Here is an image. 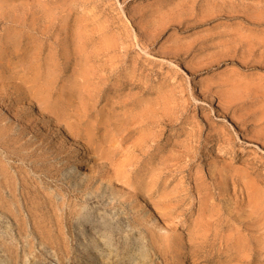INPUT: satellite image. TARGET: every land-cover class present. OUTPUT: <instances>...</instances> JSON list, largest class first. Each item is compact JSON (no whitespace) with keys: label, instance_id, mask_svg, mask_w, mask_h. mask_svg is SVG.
Returning a JSON list of instances; mask_svg holds the SVG:
<instances>
[{"label":"rangeland","instance_id":"obj_1","mask_svg":"<svg viewBox=\"0 0 264 264\" xmlns=\"http://www.w3.org/2000/svg\"><path fill=\"white\" fill-rule=\"evenodd\" d=\"M262 63L264 0H0V93L8 96L9 92L16 91L13 97L23 89L30 93L26 99H19L17 105L11 107L6 100L0 107V116L9 115L2 122L6 123L7 129L0 139V158H5L4 162L10 164L11 174L15 175L20 168L26 169L29 180L33 184L38 183L45 178L42 165L27 166L21 163L16 153L9 154L14 149L17 152L24 141L34 140L30 132H55L53 141L58 139L67 153L81 148L84 142L75 140L73 135L74 140L61 134L66 120H55L51 114L39 109L41 99L56 104V101L67 100L72 95L69 100L74 103L73 108L81 102L90 106L96 101L98 105L92 121L107 122L111 117L117 120L119 116V122L124 124L116 137L109 136L108 132V139H118L114 145L117 144L121 150L111 157L110 162L115 165H108L114 168H111V177L93 180L94 186L100 181L103 185L108 180L111 185L114 182L115 190L123 195L124 207L121 206L119 211L126 213L122 215L127 217L124 230L137 233L131 227L135 216L147 228L164 235L167 229L153 209L152 201L164 202L182 196L184 200L174 207L173 216L189 207L193 215L189 217L187 212L179 217L181 221L179 218L168 219L177 222V226L173 223L170 236L167 233L169 239H166L168 242L185 240L192 227L189 228L188 224L194 223L199 211L197 197L201 195L200 198L213 204L210 208L215 209L212 218L217 222L208 231V256L195 262L186 253L176 260L171 255L155 256L154 262L264 264V141H259L264 140ZM23 67L28 71H44L45 68V71L52 70L55 74L49 78L50 85L46 89L42 84L44 79L36 81L30 75L22 85L21 82L18 84V76H21ZM36 89L40 96L34 94ZM231 96H237L238 100L232 98L233 103ZM229 99L232 105H229ZM15 107L26 109L22 120L27 121L25 125L29 130L21 142L9 149L2 143L7 135L11 136L19 129L20 121L9 113ZM46 117L54 122L52 125L49 123L50 126L47 124L48 129L42 122ZM112 118L111 121H115ZM132 119L137 128L134 132L129 125ZM30 120L37 121V124H30ZM165 120H170L168 128L163 126ZM31 127L34 128L30 130ZM160 133L162 135L157 137ZM149 138H155L157 142ZM137 141H141V148L133 147ZM167 149L175 160L170 173L161 162ZM82 152L73 155L76 165H57L60 175L57 180L49 179L52 186L49 185L45 192L54 194L60 185L64 186V178H70L69 185L74 188L85 175L90 174V170L97 168L93 161L88 160L91 153L89 156L87 151ZM195 152L197 156L194 158ZM125 158L131 165H123L126 166L124 168L120 163ZM103 160L99 162H106ZM27 164L30 163L27 161ZM113 170L122 173L125 179L120 181L123 184L113 180ZM16 189L19 202L15 206L18 209L14 205L10 206L11 211L0 208V233L8 235L7 242L9 238L12 242H0V264L72 263L71 260L67 263V259L60 263L52 254L54 251L48 253L40 243L38 227L47 228L44 199L41 197L37 201V208L36 203L30 205L22 200L18 179ZM64 194L63 197L56 194L54 202L72 201L78 204L76 208H87L90 205L84 202V198H88L94 206L96 203L100 205V201L108 203L107 209L111 213L118 203L110 204L112 196L108 193H102L100 198L77 191ZM228 215L234 218L231 220ZM19 225L26 227V233H19ZM78 228L73 220L72 230L77 232ZM6 229L9 234L4 231ZM72 236L69 234L68 238L74 243Z\"/></svg>","mask_w":264,"mask_h":264},{"label":"bare ground","instance_id":"obj_2","mask_svg":"<svg viewBox=\"0 0 264 264\" xmlns=\"http://www.w3.org/2000/svg\"><path fill=\"white\" fill-rule=\"evenodd\" d=\"M7 43L10 44L9 41ZM23 57H25V55ZM48 59H50V58H48ZM24 60H25V58H24ZM262 64H264V63H262ZM50 65L52 66V64H50ZM46 66H48V65H46ZM45 70H47V69L44 68V71H39V70L28 71V69H26V67H23V69H22L23 72L21 71V76H18V78H19L18 84L21 82L20 84L25 85L26 81H27L26 78L28 75H30L36 81H39L40 79H44V80H42V82L44 81L43 83L41 81L40 82L42 84H44V86H45L44 88L46 89V87H48V85H50V81H48L49 78L51 76H54L53 74H55V73L51 69H50L51 71H45ZM13 76H14V74H13ZM55 80H56V78H55ZM22 85H21V89H22ZM19 86H18L17 91H19V89H20ZM23 87H25V86H23ZM50 87H52V86H50ZM83 87L80 86V88H83ZM41 88H43V87H41ZM36 90L37 91H34V94H36L37 96H40L38 89H36ZM39 91H40V89H39ZM73 91H74V89H73ZM226 92H228V91H226ZM231 92H233V91H231ZM14 93H16V91L11 93V94L9 92L8 96H7V94H5V96H3L0 93V107L5 103L6 100L8 101V105H10L11 107L14 104L17 105L18 100L19 99H21V100L26 99L27 93H29V92H27L25 89H23V91L19 92L18 95H15L13 97ZM233 94H236V93H233ZM262 95H264V94L262 93ZM69 96H70V94H69ZM237 96L236 97L231 96L230 98L231 99L236 98L235 101H237L238 100ZM48 97H47V100H49ZM71 97H72V95L69 97V99H71ZM228 97H226V98L228 99ZM69 99L67 98V100L56 101L57 102L56 104H52L49 102H45L42 98L41 99V101H42L41 106L40 107L38 106V108L39 109L41 108V110H43L45 114H51L52 118L55 120L59 119V118L66 120L65 122L62 121V122H64L63 128H62L61 132H60V130L58 132H60L63 135L64 134L67 135V137H70L71 135H73L77 138V139L75 138V140H79L80 142L84 141V142H82L83 146L79 145L82 147L81 148L78 147V149L75 148V150L70 151V152L68 151V153H67V149H65L62 146V144L57 142L58 139H57V141H53L52 135H56L55 132H48L47 134H43V133L40 134L38 130H34L33 132H30V134L32 133V137L34 138V140L24 141V143L18 148L17 152L14 149V151L13 150L9 151V154L16 153V156H17V158L20 159L21 163L22 162L26 163L27 166L31 165L32 167H35L36 165H42V168H44V170H43V173L45 174L44 176L47 179L43 178L38 183L36 182V184H33L29 180V177H28L29 171L28 170L20 168L17 171H15V175H13L10 173V168H9L10 164L7 162H4L5 158H3V159L0 158V208L11 211L10 206L11 205L15 206V204L19 202V200H17V198H16L17 197V193H16V191H17L16 180L17 179L20 182V195L22 197V200H24L26 203H28L30 205L36 203L37 208H38L39 204H37V201L42 197L44 199L42 203H44L45 208H47V211L45 214V224H47L45 226H47V228L38 227V229L40 230V231H38V234L41 235V237H40L41 242L40 243L42 244V247L44 249H46V251L48 253L51 254L52 253L51 251L53 250L54 252L52 254L57 257V259L60 261V263H63V259H67V263L69 260L72 261V263H68V264H160V263L154 262L153 257L157 256L159 258H162L164 256L171 255V258L176 260L177 258L182 257L184 253H186L187 257L192 262H195L200 257L208 256V254H209L208 252L210 249L209 245H208V237H209L208 231L212 225L216 224L217 219L212 218L213 216H215V215H213V211H215V209L213 210V207L210 208L211 207L210 205H213V204H210L206 201H203V199L200 198L201 195H200V197L199 196L197 197V203L199 206V209H197V211L199 210L197 212L198 214H196L197 216H196L194 223L191 222V224H193V225H191L190 223L188 224L189 228L191 226L192 227L190 230V234L188 235L187 239H185V240L172 239V241L169 240V242H168V239H169L168 237L170 236L171 228L174 225L177 226V222H174V221L172 222V220H171V222L169 221L170 218L171 219L172 218L173 219L179 218L180 216H184L185 214H187V212L189 213V217H191L193 215V212H192L193 210L189 207L187 209L181 210L177 215L173 216V213L176 211V209L174 207L178 206V204L184 200V197H182V196H180V197L176 196V197H174L172 199H168L164 202H163V200L162 201L158 200V201H154V202L152 201L153 209L159 215V219L161 220L162 225L164 224L165 225L164 227L167 229V231L164 235L157 233L155 230H153L151 228H147L146 224L143 225L144 223L139 222L138 219L135 218V216L132 217L133 222L131 224L132 225L131 227H132V230L136 229L137 233H131L132 231L130 232V230L127 231V230L123 229V224L125 223L124 219L127 218V217L124 218L122 216L123 214L125 215L126 213H124L123 211H119L120 207L123 206V203L125 202V199L123 201H121L123 195H121L120 192L115 190V188L113 186L114 182L111 185L110 184L111 182L108 180V181H106V185H103V183L100 181V183L97 186H94L95 182L93 180L97 179V177H98V179L100 178L101 180L105 179V177H111L110 171H111L112 167L110 168V166H108V165H112V166L115 165V164H111V162H110L111 157H114L115 155L119 154L121 150L116 146L117 144L114 145V142L117 141L118 139L115 140V139H108V138H109V136L116 137L117 136L116 133H118V132L120 133L124 124L119 122V120H120L119 116H117V118H118L117 120L115 119V117H113L115 121H111L112 117L110 118V120L108 119L107 122H105V121L103 122L100 120L92 121L94 109H95L96 104H97L96 101H93L90 106H89V104H87L85 102L84 103L81 102V103H79L78 107L73 108L74 103L72 102L73 103L72 104L71 100H69ZM221 101H223V99H221ZM221 101L219 102V104L221 103ZM229 101H230V99L228 100V103H229ZM231 101H233V103H234L233 99ZM231 101H230L229 105H232ZM224 102H226V101L224 100ZM42 104L44 106H42ZM77 104H78V102H77ZM221 105H222V103H221ZM224 106L225 105H223L222 107H224ZM4 107H5V105H4ZM218 107H219V105H218ZM218 107H217V109H218ZM222 107H221V109H222ZM226 109H228V108H226ZM6 110H7V108H6ZM99 110H101V108ZM43 111H42V113H43ZM221 111H223V109ZM38 112L41 113L40 110ZM9 113H11V116L13 119H15L16 121H18V120L20 121V123L18 124L19 129L17 130V132H13V134L11 136L7 135L8 137H6V139H4V141L2 143L3 146H7L9 149H12V148H14V146L16 144H18L19 142H21L23 140V137H25L24 133L27 131L28 127H26L27 124L25 125V123L27 121L23 122L24 120H22L24 118L25 113H26V109H24V108L21 109L19 107H15ZM42 115L43 114H41V117H42ZM137 115H139V114H137ZM234 115H232V116L235 118ZM39 116H40V114H39ZM260 116H261V114H260ZM50 117L47 118L45 120V122L40 120L43 122V125H45L46 129L50 128L49 126L54 124V122L51 123L52 119H50ZM166 117H168V116H166ZM8 118H9V115L0 116V139L3 137V134L5 132L4 130L7 129L6 123L2 124V122L3 121L5 122V120H7ZM71 118H73L74 120L70 121ZM62 119H60V120H62ZM233 119H231V120L233 121ZM67 120H69V121H67ZM257 120H256V122H258ZM235 121H236V119H235ZM29 122H31L30 124H32V123L37 124V121H35V120H33V121L30 120ZM49 123H51V124L49 125ZM236 123H238V122L236 121ZM7 124H8V122H7ZM134 124H136V122L134 121V119H132L131 123L129 124L131 126L132 132L137 130V128L134 127ZM159 124H161V123H159ZM169 124H170V120H165V124L163 126L165 128H168ZM33 128L34 127H31L30 130H32ZM35 128H36V126H35ZM56 128H57V126H56ZM154 128H155V126H154ZM108 132L110 134L109 136H108ZM121 134H120V136H122ZM161 135L162 134L160 133L157 137H159ZM124 137H125V135H124ZM262 137H264V136H262ZM262 137L260 136V138H262ZM65 138H66V136H65ZM71 138H72V136H71ZM126 138L127 137H125V139ZM229 138H230V136H229ZM123 139L124 138L121 137V140H123ZM149 140H151L152 142H157L155 138H153V139L149 138ZM253 140H255V139L253 138ZM260 140L264 141L263 139H259V141ZM65 143H66V141H65ZM146 143H148V142H146ZM71 144H72V142H71ZM73 144L75 145V143H73ZM262 144L263 143H261V146H262ZM141 145H142L141 141L140 142L137 141L136 145L133 147L137 146V148H141ZM137 148H135V149H137ZM142 148H144V147H142ZM261 149H263V148H261ZM83 150L85 152L87 151L88 155H89V153H91V156L89 155L90 159H88V160L93 161L92 162L93 166L94 165L97 166V168L94 169L95 171L90 170L91 171L90 174L85 175L84 178H82L80 180L81 181L80 184L76 183L74 185L75 186L74 188H71L72 185H69V183H70L69 179L70 178H68V179L64 178L62 180V184H64V186L60 185V187L58 189L54 190V192H55L54 194H53V192H45L48 190L49 185L52 183V182L50 183L49 179L50 180H52V179L57 180V178L60 175L58 172L59 169H58L57 165H69V164L70 165H76V164H74L76 160H74L75 156H73V155H74V153H77V155H79V153L82 152ZM85 154H83V155H85ZM193 156H194V158L197 156L196 152ZM103 159L106 162L100 163L99 161H101ZM162 159L163 160L161 162H162L163 168L166 169L168 173H170L171 172L170 167H171V165H173L172 161H175V160H173L172 152L168 150L165 157ZM27 161L30 164H27ZM119 163H120V161H118L117 164H119ZM120 164H122L121 165L122 167H124L123 165H129V166L131 165L129 160H126V158ZM112 169H114V168H112ZM116 169H117V167H116ZM118 170L121 171L120 169H118ZM118 170H113V172H112L113 174L111 173L113 180L115 182L119 181V182H121V184H123L122 181H120V180L124 177L121 176L122 173L119 172ZM155 170H157V169H155ZM167 172H166V174H167ZM72 175H74V174H72ZM109 179H111V178H109ZM50 186H52V185H50ZM194 188L196 191L197 190L196 185ZM6 189H7V194H6ZM71 191H77L79 194L80 193H84L85 195L89 194L90 196H91V194H94L96 196V198H100L102 196V193H108L109 195L112 196L110 204H112L114 201L118 202L117 205H115L118 207L116 208L113 205L114 207L112 209L114 210V213H111V210L107 209V207L109 205L108 203L105 204L104 202L100 201V205H99V203H96L97 206H94L93 205L94 202L92 201V204L89 203L90 200L88 198H84V202L87 205H90V207H87V208L84 206L80 207V208H76V205H78V204L75 202H72V201L69 203L66 202V203H59V204L57 202H54V196L56 194L63 197L65 195L64 194L65 192L69 195ZM256 195H255V197H257ZM253 199H251V201ZM254 200L258 201L256 199H254ZM254 200H253V202H254ZM172 202H174V203H172ZM262 202H264V201H262ZM256 203H253L254 205L253 204L252 205L255 206ZM203 206H205V208L201 209ZM262 206H264V205H262ZM206 207H209V208L206 209ZM15 208L18 209L17 206H15ZM171 208H172V210H170ZM228 213H229V211H228ZM228 216L231 220L234 218L233 216L231 217V215H228ZM73 220L76 221V224L79 227L77 229V232H75V230H72ZM179 220H180V218H179ZM173 223H174V225H173ZM21 224H22V222H21ZM141 225H143L144 227L141 228ZM4 231H6V233H8V234L10 232L8 229H6ZM18 231L20 234H23V233H26L27 230H26L25 226L19 225ZM167 233L169 234V236ZM229 233H231V231ZM69 234L73 235L72 239L74 238V241H75L74 243H71L69 241V238H68ZM7 236L3 235V233L1 232L0 233V242L4 243V244L12 243L10 238L8 239V242H7ZM229 236H230V234H229ZM141 237H142V239H141ZM166 237L168 239H166ZM143 239L146 241V243L144 242ZM25 247H23V248L26 249ZM0 248H2V247H0ZM232 249H233V246H232ZM34 264H39V263L36 262Z\"/></svg>","mask_w":264,"mask_h":264}]
</instances>
